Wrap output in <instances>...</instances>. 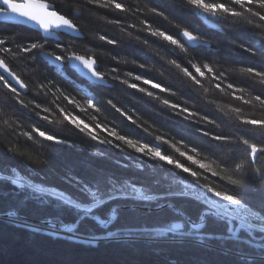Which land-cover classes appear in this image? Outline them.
Here are the masks:
<instances>
[{
  "label": "snow or ice",
  "instance_id": "snow-or-ice-1",
  "mask_svg": "<svg viewBox=\"0 0 264 264\" xmlns=\"http://www.w3.org/2000/svg\"><path fill=\"white\" fill-rule=\"evenodd\" d=\"M85 2L87 5L114 9L120 13L130 11L120 0H85ZM178 6L184 10L199 13L206 22L210 18L211 21L222 22L233 29L242 28L250 31L253 38L243 51L251 56H259L264 61V0H211V2L210 0H181ZM148 12L172 22L161 6L151 7ZM75 13H79V8L75 10ZM0 18H3L4 21H17L25 26L31 24L45 37L43 43L37 40L18 44L16 51H13L11 47H0V52L11 53L13 59L23 57L35 61L37 56L29 54H38L46 58L47 62L58 70H64L66 67L74 70L79 73L80 77H86L93 86L106 85V77L110 73H118V69L115 67L109 69L108 72L101 71L95 55L81 54L71 45L65 47L57 43L55 47L59 49L58 52L46 50L45 46L48 42L46 38L58 31L76 36L81 35V28L77 23L78 16L64 14L48 0H0ZM107 23L119 25L120 21L109 19ZM141 23L147 29L149 36L171 46L169 52L172 58L159 51L156 54L167 65L175 68L183 77L191 81L195 89L203 88L205 79L210 82L221 80V78L227 79L226 71L217 73L216 68L210 63L201 64L194 62V58H189L187 63L190 67H188L182 62H178L176 58L178 56L176 50L188 56L194 48L208 45L209 39L178 23L175 24V27L179 31L175 34H169L159 27H153L147 21H141ZM128 27L131 28L133 25H128ZM120 31L124 32L125 29L120 28ZM97 39L108 45L118 44L117 40L110 39L103 34L99 35ZM136 39L145 46L149 45L147 40L140 41L138 37ZM7 43L5 38H0V46ZM116 62L120 63L119 60ZM137 66L141 69L146 68L143 63ZM239 71L245 80L251 81L250 84L239 86L228 82L222 86L223 81L221 80V83H215L213 86L222 93L225 89H229L234 100L252 107H259L264 111V68L243 67ZM125 75L131 76L132 81H139L140 84L149 86L150 89L176 95L170 88L154 80L131 73H125ZM111 79L125 85L128 89L159 100L167 108L173 109L176 115H182L184 121H190L193 124L203 122L207 125H214L220 131L210 133L197 129L209 141L206 150H202L199 146L185 144L182 140L176 142L181 145L176 147L175 144L169 145V141L162 135L155 136L156 145H169L178 154L179 158H177L166 154L158 146L130 138L129 135H121L118 131L108 129L100 123L90 126L83 119L59 105H56L55 111L67 125L72 126L91 141L102 145H111L123 151L120 144L113 143V140L119 141L139 156L155 161L156 165H167L178 173L186 174L187 177H191V181L185 182L183 177L175 175L171 180L167 176L157 178L156 167L153 166L151 172L144 173L143 164L138 165L140 172L144 173L139 180L118 176L95 167L88 169L87 178L68 171L63 176V182L74 188L78 195L55 185H46L42 181H38L37 178L44 168L50 164V158L58 151L54 146L68 145V147H72L73 145L67 139L61 138L59 133L42 128L37 123L29 124L27 127L23 125L16 115L20 110L34 113L39 120L47 124L59 126L61 120L50 119L53 113L52 107L44 106L34 100L25 102L20 90H24L26 94L29 91L28 83L12 70L5 59L0 58V84L6 90L3 99L0 100V136L9 139L8 153L19 156L24 162L22 167L4 166L2 164L4 157L0 156V204L5 198L10 202L7 211L0 208V217L6 216L17 226L39 232L41 231L39 227L28 224L25 217L20 215L21 212L28 209L31 203L34 211L51 209L57 213L54 217L41 220V223L50 229L47 233L50 236L56 235L58 231L75 235L81 224L93 222L95 226L106 231L109 237L123 236L141 239L148 238L155 232L157 236H171L173 242H178L177 237L195 238L201 242L205 239H216L231 241L237 246L264 249V168L256 166L258 157L264 155V118L243 115L240 107H233L229 111L235 115L227 125L231 130L224 131L225 125L222 122L210 119L206 114L201 115L188 107H181L168 99L155 96L149 88L138 86L128 79H120L118 74L111 75ZM52 83L53 81L49 80L47 84H38L36 94L43 93L44 96H47L51 91L49 85ZM254 85L259 86V91L250 90ZM204 91L208 92L209 89L204 88ZM57 92L60 93L64 101H67V104L73 105L80 111L87 109L95 113L102 111L94 97L86 99L87 109H84L75 97L61 91L59 87ZM9 93L10 96L7 95ZM237 93H245L250 96V99H245L243 95H237ZM53 103L55 102L53 101ZM107 104L130 124L137 128L142 127L132 119L131 115L118 107L112 99H108ZM193 117H198V120L190 119ZM96 130L107 133L112 139H101ZM144 131L147 132V129L145 128ZM148 135L151 133L149 132ZM21 137L39 149L35 155L32 151L20 150L15 141ZM27 147L25 145V148ZM210 156L214 158H210ZM204 173L219 177L225 185L231 187L202 182ZM257 182L260 185L258 205L249 203L246 199L249 187H255ZM177 198L191 199L200 205L198 215L193 217L182 208L177 207L173 202ZM124 209L127 210L128 215L122 220ZM101 210H104L105 215L100 214ZM164 210L168 211L171 220L162 227V230L155 231V228L148 227L146 222H143L144 216L153 211L160 213ZM65 212H70L76 217L74 223L70 225L65 223L62 218ZM209 222L222 228L223 232L203 234L202 230ZM114 224L119 225L117 232L110 231V225ZM257 234H260V240H257Z\"/></svg>",
  "mask_w": 264,
  "mask_h": 264
},
{
  "label": "trees",
  "instance_id": "trees-1",
  "mask_svg": "<svg viewBox=\"0 0 264 264\" xmlns=\"http://www.w3.org/2000/svg\"><path fill=\"white\" fill-rule=\"evenodd\" d=\"M48 2L64 14L78 16L77 23L80 25L83 38L72 39L61 36L62 42L60 44L65 47L71 45L74 50L81 54L95 55L101 71L108 72L109 69L115 67L118 69V73H110L106 77L108 82L112 84L111 88L92 86L79 79L67 67L64 70L52 68L38 54H29L37 56L36 60L33 61L23 57L13 59L11 53L0 52V58L5 59L12 70L28 83L29 91L22 94L25 102L34 100L44 106L52 107L53 113L50 119L58 118L61 120L59 126L47 124L39 120L34 113L20 110L16 115L23 125L27 127L29 124L37 123L42 128L59 133L61 138L67 139L73 145L69 147L70 149L63 145L54 146L58 151L50 158V164L44 168V171L37 178L38 181H42L46 185H55L74 194L75 189L63 182V176L68 171H73L87 178L88 169L95 167L109 173H115L118 176L136 180L141 179L144 173L152 171L149 168L144 169V173H141L138 167L126 161L120 153L110 147L101 146L99 151L103 156L78 150L81 147L85 148V144L92 146V150H95L99 144L91 141L72 126L67 125L55 111L56 105L64 107L66 110L72 108L57 92L58 87L66 94H70V92L72 94L74 87L77 85L88 87L102 109L101 112L97 113L102 122L113 124L121 134H131L147 143L154 142L155 136L162 134L175 142L182 140L185 144L199 146L202 150H206L209 141L202 136L201 132L216 133L220 130L214 125H207L203 122L193 124L190 121H184L182 117H176L171 113L170 108L161 104L159 100L149 98L133 89H128L118 81H113L111 75L118 74L120 79H128L130 82L135 83L131 80V76L125 75V73H131L161 83L163 86L170 88L176 95L151 90L155 96L168 99L181 107H188L201 115L206 114L210 119L222 122L225 125L224 131L231 130L227 125L235 115L229 111L233 107H240L243 115L264 118V111L259 107H252L243 104L241 101H236L230 94L231 90L225 89L222 93L213 86L215 83H221V80L223 81L222 86L228 82H233L239 86L250 84L251 81L245 80L239 70L243 67L264 68V61L259 56H251L243 51L244 47H247L253 38L250 31L242 28L233 29L222 22H220L218 30L207 28L203 24L202 16L199 13L184 10L178 6L181 0H120L130 9V11L124 13L117 12L114 9L87 5L85 0H48ZM154 6L163 7L172 22L170 23L148 12V9ZM77 8H79V13H75ZM109 19H118L120 23L119 25L109 24L107 23ZM141 21H147L153 27H159L169 34H175L179 31L175 27V24L178 23L209 39V47L195 48L190 51L188 56L176 50L178 53L176 58L178 62H182L188 67H190L187 63L189 58H194V62L201 64L210 63L216 68L217 73L226 71L228 73L227 79L221 78V80L213 82L205 79L203 80V88L195 89L191 81L183 77L178 70L167 65L156 54L159 51L161 54L172 58L169 52L171 46L162 40L149 36ZM128 25H133V27L129 28ZM120 28H124L125 31L121 32ZM101 34L117 40L118 44L108 45L99 41L97 37ZM137 37L140 41H149V45L145 46L139 43ZM0 38H5L8 41L6 45L0 47H13V51L17 50L18 44H26L37 40L41 43L45 41L37 32L31 29L5 24H0ZM47 41L45 46L47 51H59L55 47L58 42L48 39ZM89 50L91 51L89 52ZM117 60L120 63H117ZM125 61L127 62L125 63ZM141 63L145 64L146 68L141 69L137 66ZM49 80L53 83L49 85L51 91L48 92V95L44 96L43 93L37 95L36 88L38 84H47ZM204 88L209 89V91L205 92ZM250 90L259 91V86L254 85ZM4 93H6V90L0 84V100L3 99ZM7 95L10 96L11 94ZM237 95H243L245 99H250V96L245 93H237ZM108 99H112L118 107L126 105L134 111L142 127L137 128L125 120L124 117H121L114 108L107 104ZM190 119L198 120V117ZM145 128L147 132L144 131ZM198 128L201 129V132L197 131ZM149 132L151 135H148ZM15 142L21 151H32L35 155V152L39 150L22 137ZM25 145L28 147L25 148ZM160 145L166 154L179 158L177 154L170 150L168 145ZM8 146H10L9 139L0 136V156L4 157L2 164L4 166L22 167L24 162L19 156L8 153ZM210 158L214 157L210 156ZM153 166L156 167L157 178L167 176L171 180L172 176L165 169L160 168V165L155 163ZM256 166L264 168V155L259 156ZM164 167L166 166L164 165ZM202 182L231 187L225 185L219 177H213L208 173L203 174ZM259 187L260 185L257 182L256 186L253 187L254 189L250 186L246 193V198L252 204L258 205L259 203ZM173 202L193 217L198 215L201 208L200 205L187 198H177ZM9 203V200L5 198L3 203L0 204V208L7 211ZM100 214L105 215L104 210H101ZM20 215L24 216L26 222L30 225L49 229L48 226L41 223V220L54 217L57 213L51 209L34 211L30 203L28 209L21 212ZM127 215V210L124 209V215L121 219L124 220ZM62 218L66 224H72L76 220V217L70 212L63 213ZM170 220L171 216L167 210L160 213L153 211L143 217V222H146L148 227L155 228V231L162 230V227ZM118 229V224L110 225V231L117 232ZM222 232L223 229L212 222H209L206 228L202 230L203 234H220ZM47 233L48 231L44 229L33 232L17 226L10 220L0 219V264H237V262L239 264H244V262H247V264H262L264 262V249L262 248L237 246L231 241L216 239H205L200 244L196 243L199 240L195 238L177 237L178 242H173L171 236H157L155 232L148 238L135 239L127 237L115 240L117 237H109L106 231L95 226L93 222L81 224L78 232L75 235L72 234L73 237L63 236V234L58 235L57 233L50 236ZM241 235L243 236V234ZM257 237L261 238L260 234H257ZM112 238L113 240H110ZM120 238H123V236ZM87 239L94 241H87Z\"/></svg>",
  "mask_w": 264,
  "mask_h": 264
},
{
  "label": "rangeland",
  "instance_id": "rangeland-1",
  "mask_svg": "<svg viewBox=\"0 0 264 264\" xmlns=\"http://www.w3.org/2000/svg\"><path fill=\"white\" fill-rule=\"evenodd\" d=\"M218 24H221L220 22H218ZM62 35H60L61 37ZM66 37V36H65ZM13 48V47H12ZM199 48V47H198ZM195 49V48H194ZM107 80V79H106ZM108 81V80H107ZM71 82H73V80H71ZM135 83L138 85V86H141V87H145V88H149V86L147 85H142L140 84L139 81H135ZM98 87H101V86H98ZM105 88V87H104ZM149 90H156L158 91L157 89H150ZM71 96L75 97V99L79 102V104L81 105L82 108L84 109H87V105L85 103L86 99L89 98V97H94V94L89 90L88 87L86 86H83V85H77L74 87V92L70 94ZM67 102V101H66ZM69 105V104H68ZM69 106H72L71 109H68L67 111L71 112L73 115H77L78 117H80L81 119H83L86 123H88L90 126H94L96 123H100L102 126L108 128V129H114L116 131H118V129L113 126V124H110L108 122H102L98 116L97 113L95 112H92L90 109H87L86 111H80L79 109H77L76 107H74L73 105H69ZM122 110H124L126 113H128L129 115L132 116V119L136 120L138 124L141 125L140 120L139 118L137 117V114L132 111L129 107H127L126 105H123V106H120ZM171 110V113L174 114L176 117H182V115H176L174 113V110L173 109H170ZM93 117H95V119H93ZM98 135L100 136L101 139H112L111 136H108L107 133L105 132H100L99 130H96ZM119 132V131H118ZM119 134H121L119 132ZM121 135H129L130 138H133V139H137L136 137L132 136L131 134H121ZM162 135V134H160ZM164 138H166L168 141H169V145L171 144H175L176 147H180L181 145L180 144H177L174 140L168 138L167 136H164L162 135ZM139 140V139H138ZM142 141V140H140ZM144 142V141H143ZM113 143L114 144H120V147L123 148L124 150L121 151L120 149L118 148H114L112 147L111 145H106V144H99L97 147L98 148H94L95 150H92V146H89V145H86L85 144V148H78V150H81V151H84L86 153H91V154H98V156H103L101 154V152L99 151V149H101V146L102 147H110V148H113L115 149L118 153L121 154V156H123V158L132 163L133 165H135L136 167H138V165H141L143 164L144 166V169H149L152 170L153 168V165L156 163L155 161H151V160H148L147 158L145 157H141L139 156L138 154H136L134 151L128 149L125 145H123L121 142L119 141H116V140H113ZM149 144H152L154 146H158L162 149L161 145H156V142H152V143H149ZM168 145V146H169ZM63 146H66L68 149H70L68 147V145H63ZM170 150L173 151V149L169 146ZM163 150V149H162ZM174 152V151H173ZM175 153V152H174ZM177 154V153H175ZM178 155V154H177ZM258 160H259V157H258ZM166 167H164V165H160L159 167L162 168V169H165L167 171L168 174H170L171 176L175 175L177 177H183L185 182H190L191 181V177H187L186 174L184 173H178L176 172V170L174 169H171L169 166L165 165ZM187 179V180H186ZM253 188V187H252ZM254 189V188H253ZM74 195H78V193H74ZM247 199V198H246ZM248 200V199H247ZM249 203H252L250 200H248ZM37 227V226H36ZM41 230L44 229L45 231H50V229H46V228H41L39 227ZM58 235H60V232L58 231L57 232ZM65 236V235H63ZM258 238V237H257ZM259 239V238H258ZM200 243L202 244L201 241H196V243Z\"/></svg>",
  "mask_w": 264,
  "mask_h": 264
},
{
  "label": "water",
  "instance_id": "water-1",
  "mask_svg": "<svg viewBox=\"0 0 264 264\" xmlns=\"http://www.w3.org/2000/svg\"><path fill=\"white\" fill-rule=\"evenodd\" d=\"M202 22L204 23V25H205L206 27H208V28H210V29H213V30H218L219 27H220L219 24H218V22L211 21L210 18H209V21L206 22V21H205V18L202 17ZM0 24L25 27V28L31 29L32 31L37 32V33L41 36V38L45 39L44 34L41 33V32H39L38 29H36V28H35L33 25H31V24H28L27 26H25V25H23L22 23L17 22V21H4L3 18H0ZM60 35H63V36H66V37H70V38H73V39H82V38H83L82 33H81V35L76 36L75 34H65V33H62V32H59V31H58V32H56L54 35H52V36H48L46 39H48V40H52V41H55V42H58V43H61V42H62V38L60 37ZM201 47H209V44H208V45L201 46ZM40 57H41V56H40ZM41 59H43V60H44L49 66H51L52 68H56L55 66L50 65V64L47 62L46 58L41 57ZM68 69H69L70 71H72L73 73H75V75H76L79 79H81L82 81H84V82L87 83V84L92 85L91 82L88 81L86 77H80L79 73H76L74 70H72V69H70V68H68ZM5 75H6V74H5ZM9 79H10V78H9ZM13 83H14V82H13ZM92 86H93V85H92ZM100 86H101V87H105V88H111V87H112V84H110V83L107 81V84H106V85H100ZM17 88H18V86H17ZM20 91H21L22 94H25V93H24V90H20ZM1 218H2V217H1ZM69 225H70V224H69ZM46 226H47V225H46ZM125 238H127V237H123V238L117 237L115 240H120V239H125ZM110 240H113V238L110 239ZM257 240H260V238H259V239L257 238Z\"/></svg>",
  "mask_w": 264,
  "mask_h": 264
},
{
  "label": "bare ground",
  "instance_id": "bare-ground-1",
  "mask_svg": "<svg viewBox=\"0 0 264 264\" xmlns=\"http://www.w3.org/2000/svg\"><path fill=\"white\" fill-rule=\"evenodd\" d=\"M204 24V23H203ZM208 28V27H207ZM63 36V35H62ZM70 38V37H68ZM73 39V38H72ZM0 219L2 220H9V218H7L6 216H3L2 218L0 217ZM60 234H63V235H66V236H70V237H73V235L71 233H66V232H63V231H59ZM87 241H94V240H88Z\"/></svg>",
  "mask_w": 264,
  "mask_h": 264
}]
</instances>
